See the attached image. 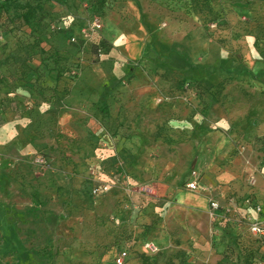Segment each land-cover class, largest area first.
<instances>
[{
  "label": "rangeland",
  "instance_id": "obj_1",
  "mask_svg": "<svg viewBox=\"0 0 264 264\" xmlns=\"http://www.w3.org/2000/svg\"><path fill=\"white\" fill-rule=\"evenodd\" d=\"M121 1L0 0V264H203L190 199L230 209L264 167V0Z\"/></svg>",
  "mask_w": 264,
  "mask_h": 264
},
{
  "label": "crops",
  "instance_id": "obj_2",
  "mask_svg": "<svg viewBox=\"0 0 264 264\" xmlns=\"http://www.w3.org/2000/svg\"><path fill=\"white\" fill-rule=\"evenodd\" d=\"M118 4L123 5L121 0H119ZM120 16L121 15L114 10H107L104 19V23H105L104 35L107 37L114 38V34L117 33L121 36H124L126 34L133 35L135 33L134 35L136 37H141L139 36L142 34L141 24L138 21L136 23L135 19L132 18L124 19V21H122ZM134 23H136L137 25ZM33 168L38 170L42 169L41 167H37V166H33ZM43 169L46 170L45 168ZM257 171H258L257 184L254 189L245 188L243 192H239L238 191L239 189L234 187L235 185L233 186L234 188H236V191H232V194L236 193V195L230 199V204H228L231 206L230 208H232L233 210L238 209V207L240 206L239 203L242 200V198H244L249 194H252V196L256 200H259L260 202L264 203V196H263L264 167L257 169ZM198 188H199V184H198ZM189 192H195V191H189ZM180 196L181 198H183L184 195H180ZM190 200L195 202L196 205L200 206L202 213H204L205 215L207 214L209 215L208 217L210 218V220H213L214 223L213 225L215 226L214 229L216 230L215 234L211 233L210 235L205 236L206 241H202L203 242L202 243L201 242L202 237H201V239H199L200 242L197 243V245L203 251L202 252L195 251V252L196 254L200 253L201 255H204V259L202 261L203 264H245V262L243 261L242 243L246 244L244 247L247 246L246 248L248 249V252L250 251V249L255 250L257 247H259V249L264 253V242H261L258 239L252 237L246 230L245 226L238 227L237 225H235L234 222L231 220L232 217L230 215H226L225 207L227 206V204L226 205L223 204L225 201H220V202L217 201V203L219 204V208L216 210L210 209L209 212V208H208L209 201H205V199L197 196H194ZM210 213L213 214L214 216L213 219L211 218ZM225 229L233 230L232 233L235 235L234 237L235 240L234 239L232 240L229 237L228 235L229 233H227L228 231L227 230L225 231ZM237 241L238 243H236ZM240 241H242L241 244ZM254 243L256 244V246ZM158 249L159 251L156 254H151L149 253L148 250L144 249L142 252H140V255L144 254L145 256H148L152 259L155 258L158 255V253L161 251L159 247ZM118 251L114 254V257L116 256ZM181 251L185 253L182 247H181ZM162 252L164 256L167 251L163 250ZM133 256L134 255H132L131 252H129V257L126 260L125 264H140L138 263V260H135L133 258ZM138 259L140 260V258Z\"/></svg>",
  "mask_w": 264,
  "mask_h": 264
},
{
  "label": "built area",
  "instance_id": "obj_3",
  "mask_svg": "<svg viewBox=\"0 0 264 264\" xmlns=\"http://www.w3.org/2000/svg\"><path fill=\"white\" fill-rule=\"evenodd\" d=\"M212 27L214 25H211ZM102 28V22L99 18H94L92 21V29L95 31H99ZM34 166L44 168L46 166V161L43 156H37L33 160ZM257 169H252L247 172L245 181L247 186L250 189H254L257 184ZM193 176L186 182L185 187L189 191H197L198 190V176L193 173ZM264 180V175H263ZM108 189L107 185H98L92 188L91 193L95 196L100 195ZM143 190H145L143 188ZM264 196V189H263ZM240 206L238 209L233 210L232 208L226 209V215H230L232 217V221L238 227L245 226L248 233L258 239L261 242H264V203L256 200L252 194H249L242 198L240 201ZM209 206L211 210H216L219 208V204L217 201L213 199L209 200ZM211 218L214 216L210 213ZM144 248L149 251L151 254H156L159 249L153 243H146ZM129 257V253L126 249H121L118 251L116 256L114 257L115 264H125L126 260ZM257 264H264V261H259Z\"/></svg>",
  "mask_w": 264,
  "mask_h": 264
},
{
  "label": "trees",
  "instance_id": "obj_4",
  "mask_svg": "<svg viewBox=\"0 0 264 264\" xmlns=\"http://www.w3.org/2000/svg\"><path fill=\"white\" fill-rule=\"evenodd\" d=\"M33 13L28 10L27 14L23 15V20L27 21L28 17L32 16ZM256 241V240H255ZM253 264H257L259 261H264V253L257 247L255 250L250 249Z\"/></svg>",
  "mask_w": 264,
  "mask_h": 264
}]
</instances>
